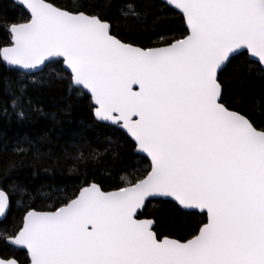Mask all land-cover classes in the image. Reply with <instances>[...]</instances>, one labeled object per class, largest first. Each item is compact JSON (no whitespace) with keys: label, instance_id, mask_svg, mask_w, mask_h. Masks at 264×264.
<instances>
[{"label":"snow or ice","instance_id":"obj_1","mask_svg":"<svg viewBox=\"0 0 264 264\" xmlns=\"http://www.w3.org/2000/svg\"><path fill=\"white\" fill-rule=\"evenodd\" d=\"M0 264H264V0H0Z\"/></svg>","mask_w":264,"mask_h":264},{"label":"trees","instance_id":"obj_2","mask_svg":"<svg viewBox=\"0 0 264 264\" xmlns=\"http://www.w3.org/2000/svg\"><path fill=\"white\" fill-rule=\"evenodd\" d=\"M60 2L62 3H67L69 2V0H60ZM61 93H59V91H54L51 93H44L43 94V103L44 106L47 110H55L56 105L60 99ZM82 113L78 110V106L74 105L72 112L68 115V123L65 125V129L67 130L68 128H71L72 126H74L76 123H78L79 119L81 118ZM50 127V125H49ZM45 128V122L41 121L36 128H25V129H21V131H27V132H35V131H42ZM16 131V129L14 128H10L9 129V134H11L12 132ZM54 137L56 135H59V130L56 129L53 132ZM56 144L57 141L54 139L53 141V150H55L56 148ZM47 165H52V161H47L46 162V166ZM25 172H28V169H25ZM41 172H43V169H41ZM101 174H105V173H101ZM48 177L50 179L53 180H58L60 179V175H61V169L59 167H55L54 165H52L51 167H49V172L47 173Z\"/></svg>","mask_w":264,"mask_h":264}]
</instances>
